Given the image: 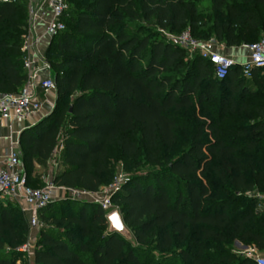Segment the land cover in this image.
Returning a JSON list of instances; mask_svg holds the SVG:
<instances>
[{"label":"trees","instance_id":"16d2710c","mask_svg":"<svg viewBox=\"0 0 264 264\" xmlns=\"http://www.w3.org/2000/svg\"><path fill=\"white\" fill-rule=\"evenodd\" d=\"M65 1V28L45 51L55 106L21 132L20 161L41 187L33 161L61 145L53 184L95 192L116 174V148L130 174L111 202L133 243L108 232L97 204L62 198L38 211L33 264H254L233 243L264 251V212L246 195L264 193V68L217 80L161 31L249 45L264 37V0ZM26 32L25 0L0 3V94L24 85ZM27 236L20 210L0 202V264H16Z\"/></svg>","mask_w":264,"mask_h":264},{"label":"built area","instance_id":"2783aa9c","mask_svg":"<svg viewBox=\"0 0 264 264\" xmlns=\"http://www.w3.org/2000/svg\"><path fill=\"white\" fill-rule=\"evenodd\" d=\"M20 0H0V3H16ZM27 8V32L21 41L22 69L26 76L24 85L17 93L0 94V119L27 118L41 108H54L48 94L56 91L55 80L51 73L45 53L38 49L41 38H52L65 28L64 19L68 16V5L65 0H25ZM168 38L185 50L189 57L195 55L208 61L213 68L217 80L224 79L229 70L239 66L241 75L251 79L254 70L264 68V37L259 41L246 45L249 52L247 60L237 63L233 58L217 52L212 40H199L192 36L189 29L178 35L163 31ZM42 95V99L39 97ZM61 145L53 152L54 166L58 165ZM58 157V158H57ZM125 181L123 173H116L112 181L91 192L78 188L57 187L52 181H46L41 187L27 184L26 172L16 151L0 160V202L23 204L27 214L28 236L25 243L16 251L21 258L33 264L37 234L40 228L38 211L45 208L57 189L61 198L73 201H86L97 204L105 217L117 210L112 205V196L122 187ZM255 199V210L264 212V193L257 191L246 193ZM239 255L250 259L254 264H264V254L253 245H239L235 250ZM19 261V260H18Z\"/></svg>","mask_w":264,"mask_h":264},{"label":"crops","instance_id":"0c3cea01","mask_svg":"<svg viewBox=\"0 0 264 264\" xmlns=\"http://www.w3.org/2000/svg\"><path fill=\"white\" fill-rule=\"evenodd\" d=\"M205 14V12H204ZM207 27V24H206ZM51 38H41L38 43V49L45 53L47 46L50 42ZM208 40H212L215 44V49L222 55L233 58L237 63H242L248 58V50L245 44L228 46L224 43V41L217 40L213 36L209 37ZM39 97L42 99V95L39 94ZM49 100L55 102L56 95L54 92L48 94ZM49 114V111L43 107L38 112L32 114L27 118H15L4 120L0 119V160L6 158V156L12 151H16L20 158V149H19V139L21 132L26 129L34 126L38 122H40L43 118H45ZM58 158V157H57ZM54 157L52 156L47 160H40L36 158L33 161L32 169L30 172L31 184L37 185L42 184L46 181H52L55 173L58 171L59 167V159L58 165L54 166ZM60 198L61 193L57 189L53 192L52 198L54 201H59L57 198ZM8 202V201H6ZM15 207H17L24 218L27 214L23 211V204H16L9 202ZM27 220V218H26ZM19 260V261H18ZM16 264H29L27 260L21 258L19 256L16 259Z\"/></svg>","mask_w":264,"mask_h":264},{"label":"rangeland","instance_id":"374dc122","mask_svg":"<svg viewBox=\"0 0 264 264\" xmlns=\"http://www.w3.org/2000/svg\"><path fill=\"white\" fill-rule=\"evenodd\" d=\"M124 25L126 27V29L130 32H138L140 33V35H146V34H150V33H155L156 31V28L154 27V25L152 24V22H147V21H144V20H138V21H127L125 20L124 21ZM161 35L163 36V40L164 41H171V40H168L167 36L165 34H163V31H161ZM173 42V41H171ZM175 43V42H173ZM54 94L56 95V91H54ZM56 101V100H55ZM47 110L49 111V113L53 110V108H47ZM230 121H228L229 123ZM109 162L111 163L113 169L115 170L116 173H123L125 176L129 175L130 173L129 172H125L122 168L123 166V158L120 156L118 150L116 148H111L110 149V157H109ZM141 173H145L147 172V169L145 168H141L139 170ZM173 185H171L170 189L173 190ZM58 200H61V196L59 198H57ZM53 202H57V201H54V199L52 198V201L50 203H53ZM59 202V201H58ZM57 202V203H58ZM27 218V216L25 217V219ZM131 243H133L132 241H130ZM239 244V243H238ZM240 245V244H239ZM239 245L235 243H233V249L235 250H239ZM262 254H264V251H261Z\"/></svg>","mask_w":264,"mask_h":264},{"label":"water","instance_id":"95a60500","mask_svg":"<svg viewBox=\"0 0 264 264\" xmlns=\"http://www.w3.org/2000/svg\"><path fill=\"white\" fill-rule=\"evenodd\" d=\"M71 111V108H69V112ZM113 215H115L118 218V221L120 223V225H122V227L117 228L113 222V220L111 219V217H113ZM107 221H108V232L110 234H118L120 236H122L124 239L128 240V241H133V235L131 234V232L129 231V229L126 227L120 213L118 210L112 211L111 213H109L106 217ZM237 245L238 242H236Z\"/></svg>","mask_w":264,"mask_h":264},{"label":"snow or ice","instance_id":"6c2138e0","mask_svg":"<svg viewBox=\"0 0 264 264\" xmlns=\"http://www.w3.org/2000/svg\"><path fill=\"white\" fill-rule=\"evenodd\" d=\"M111 219L113 220V222L117 228L122 227V225H120V223L118 221V218L115 215H113V217H111Z\"/></svg>","mask_w":264,"mask_h":264}]
</instances>
